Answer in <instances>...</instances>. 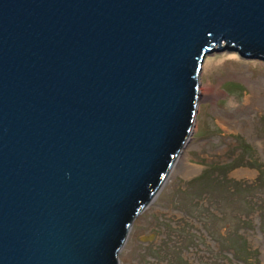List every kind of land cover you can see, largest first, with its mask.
I'll return each instance as SVG.
<instances>
[{
	"label": "water",
	"instance_id": "obj_1",
	"mask_svg": "<svg viewBox=\"0 0 264 264\" xmlns=\"http://www.w3.org/2000/svg\"><path fill=\"white\" fill-rule=\"evenodd\" d=\"M221 52L264 61V0H0V264H117Z\"/></svg>",
	"mask_w": 264,
	"mask_h": 264
},
{
	"label": "rangeland",
	"instance_id": "obj_2",
	"mask_svg": "<svg viewBox=\"0 0 264 264\" xmlns=\"http://www.w3.org/2000/svg\"><path fill=\"white\" fill-rule=\"evenodd\" d=\"M197 83L189 139L131 222L117 264H241L219 249L218 235L231 233L245 247L246 264H264V61L214 53L203 58ZM200 175L208 186L203 176L194 181ZM218 184L240 187L234 203Z\"/></svg>",
	"mask_w": 264,
	"mask_h": 264
},
{
	"label": "trees",
	"instance_id": "obj_3",
	"mask_svg": "<svg viewBox=\"0 0 264 264\" xmlns=\"http://www.w3.org/2000/svg\"><path fill=\"white\" fill-rule=\"evenodd\" d=\"M240 160H241L243 165L244 164L245 165H251V163L249 161H244L242 156L240 157ZM230 165H231V162L223 165V167L222 166L219 168L216 167L215 169L220 170V169L228 168V167H231ZM261 174H263V173L260 171V172H258L257 176H259L261 178V176H260ZM201 176H203V179L201 181V185L202 186H205V185L208 186L209 182H208L207 177L205 175L198 176L197 178H195L194 181L198 180ZM197 182H199V181H197ZM212 187H214V186H212ZM212 187L207 188V189H211ZM215 188H220L224 193V195L222 197L226 198L229 202L234 203V200H232V198H234V197L232 195L234 194L235 190L240 188V187L235 186V188H234L232 186V188L230 187V189L227 190L225 188L223 189V185L218 184L217 186H215ZM237 241H238L237 235H235L234 233L227 234V235L219 234L218 240H217V242L220 244L219 245L220 250L227 252V253L229 252L231 259H235L236 261H238L241 264H246V260H247L246 258L248 256V255H246L247 252L245 250V247L241 243L239 244V242H237ZM235 243L239 244V245H236ZM234 244H235V247L233 246ZM171 258H176V257L172 256ZM170 264H182V263H180L179 260H176L175 262H173V263L171 262Z\"/></svg>",
	"mask_w": 264,
	"mask_h": 264
},
{
	"label": "bare ground",
	"instance_id": "obj_4",
	"mask_svg": "<svg viewBox=\"0 0 264 264\" xmlns=\"http://www.w3.org/2000/svg\"><path fill=\"white\" fill-rule=\"evenodd\" d=\"M176 161H177V159H176ZM175 163H176V162H175ZM175 163H174V165H175ZM174 165H173V167H174ZM173 167H172V168H173ZM171 171H172V169H171Z\"/></svg>",
	"mask_w": 264,
	"mask_h": 264
}]
</instances>
